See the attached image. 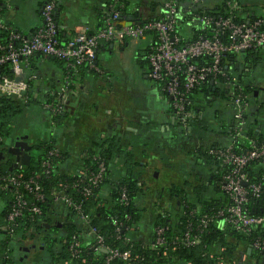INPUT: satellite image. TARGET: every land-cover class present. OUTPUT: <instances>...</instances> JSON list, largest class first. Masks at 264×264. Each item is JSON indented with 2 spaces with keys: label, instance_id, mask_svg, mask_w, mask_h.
<instances>
[{
  "label": "built area",
  "instance_id": "built-area-1",
  "mask_svg": "<svg viewBox=\"0 0 264 264\" xmlns=\"http://www.w3.org/2000/svg\"><path fill=\"white\" fill-rule=\"evenodd\" d=\"M116 2L117 0H113L105 8L96 29L91 31L89 26L82 25L73 36L65 40H61L58 36L60 27L55 18L58 8L57 0H41L39 11L42 23L29 32L7 24L0 13V33L3 31L6 33L3 39L0 37V96L19 102L22 109L11 136L8 139L0 136L2 153H4V147L7 152L10 148L13 150L16 138L22 136L18 131L25 124L29 112V105L25 103L30 104L31 85L40 79L35 71H29L32 66L31 58L34 55L60 60L66 69L63 82L68 84L71 80L70 73L80 66L95 72L100 71L97 65V48L100 44L147 39L145 49L148 75L159 90L169 97L179 128L180 126L189 128L188 120L195 113L186 108L189 103L187 94L206 80L216 84L217 77L229 78L227 55L238 56L247 50L264 48V18H242L237 0H223L222 11L201 14L195 12L197 8L206 6L205 0H162V7L158 11L159 16L150 19L145 17L138 19L133 14L122 17L116 9ZM119 6L121 7L122 4ZM182 26L186 27V33L182 31ZM192 28L200 29L201 32L194 35ZM197 59L200 61L197 62ZM235 80L233 76V82ZM65 91L64 85L58 86L57 89L49 91V98L44 97L40 100V104L50 117L65 114L63 99ZM249 105V99L241 96L232 99L231 136L232 138L245 137L248 140V147L240 149L232 143H225L208 149V152L221 164L229 166V170L223 175L221 181V189L229 199L228 204L214 213L203 214L198 226L195 228L188 226L182 236L174 238V243L186 247L198 244L204 228L215 218L222 228L228 226L243 235L249 234L257 225L264 224V213L252 214L247 207L250 196H258L261 189L259 184L245 185L247 182L245 167L252 160L264 159V141L258 144L245 133L248 121L244 113L249 109ZM19 141L32 145L27 139L19 138ZM22 147L19 150L24 151L25 146L22 145ZM57 151V148H54L47 152L48 159L41 162L43 173L51 172L49 158L56 155ZM4 157L5 154H3ZM16 157L20 158L21 155H14L15 159L12 163L15 162L17 165L12 166L11 163L10 171L0 173V188L8 191L11 197L10 211L6 215L7 224L2 227L8 233L13 231L16 219L23 215L24 210L30 211L32 216L42 214V209L36 202L45 199L39 182L41 173L25 177L22 171L26 164L21 163ZM105 171L106 166L102 161H98L95 171L86 173L78 170L79 177L72 183V187L86 197L91 194L93 187L101 182ZM31 195L32 200L29 199ZM120 199L127 203L125 189H122ZM63 203L72 205L77 212L81 213V205L73 204L71 199L60 190L54 199L56 207L54 216L58 215L61 210L60 204ZM80 218L86 220L87 216L81 213ZM53 223L52 220L51 224ZM42 224L48 226L49 222L42 221ZM166 229L167 227L162 226L154 227L155 244L165 246ZM88 232L94 236L96 230L91 228ZM95 239L96 248L106 253V262L115 257L123 259L129 257L128 250L110 248L103 242L102 236L96 234ZM76 246L77 242H74L69 247L73 254L77 251ZM250 246L256 250H264V238L254 237ZM242 261H246L245 256H242ZM218 264H223V260H220Z\"/></svg>",
  "mask_w": 264,
  "mask_h": 264
},
{
  "label": "crops",
  "instance_id": "crops-1",
  "mask_svg": "<svg viewBox=\"0 0 264 264\" xmlns=\"http://www.w3.org/2000/svg\"><path fill=\"white\" fill-rule=\"evenodd\" d=\"M25 1L20 0V4ZM39 1L35 0L28 21H14L20 5L11 0H0V13L7 24L29 32L42 23ZM109 1L63 0L57 11V22L66 38L73 36L82 25L89 26L91 31L96 29L99 17ZM221 2L205 0V5L218 8ZM238 2L241 15L261 12L264 15V0ZM133 10L131 6L129 12ZM147 42V39H142L100 44L97 48L100 71L82 69L68 84L63 82L61 67L51 58H35L33 69L40 79L33 85L39 86V91H34V101L30 103L26 122L18 133L27 136V141L33 147L43 142L56 147L62 156L58 166L60 173L76 172L87 156V150H97L106 140H112L123 153L129 154V161L120 157L112 163L111 178L117 179L126 168H131L138 185L134 200L141 209L138 230L133 236L150 243L159 214L169 215L170 220L180 215L182 207L177 193L171 192L172 187L183 189L190 201H196L197 196L201 199L218 198V194L208 185L213 168L207 162L203 163L202 150L226 141L228 128L233 122V109L226 99L214 98L208 105L199 107L195 125L181 131L175 121L169 97L150 79L147 64L144 68V63L139 59L138 54L145 49ZM125 52L134 53L137 65L124 57ZM258 55L256 65L250 70L255 79L256 93L253 92L250 97L247 121L261 132L264 131V48L259 50ZM256 69H259V74H254L253 70ZM61 85L66 87L63 94L65 114L54 122L40 100L49 95L47 89ZM198 128H201L200 131ZM203 130L206 132L200 134ZM40 152V149H33L30 154L38 157ZM3 154L6 158L0 159L4 163L14 161L15 158ZM3 207L0 199V215ZM48 216L58 226L66 220L63 214ZM74 223L85 230L81 218H75ZM82 235L87 239L92 237L88 231H82ZM39 238L28 235L24 240L13 241H16L15 247L20 246L19 250L28 257L29 253L22 247L30 246L31 250L32 245H35V249H40ZM25 258L26 255L17 261L13 257L17 264H22ZM251 261L256 264L254 259ZM58 264L70 262L61 261ZM258 264H264V261Z\"/></svg>",
  "mask_w": 264,
  "mask_h": 264
},
{
  "label": "trees",
  "instance_id": "trees-1",
  "mask_svg": "<svg viewBox=\"0 0 264 264\" xmlns=\"http://www.w3.org/2000/svg\"><path fill=\"white\" fill-rule=\"evenodd\" d=\"M62 1L57 0L58 7ZM111 2L113 0L107 2L105 8ZM221 3L222 5L218 8L201 6L197 8L195 13L222 11L223 0ZM40 4L41 0L38 5ZM119 4H122V6L120 7ZM131 6L134 7V10L129 12ZM161 7L162 0H117L116 2V9H118L122 17L133 14L138 19L144 17L148 19L157 18ZM143 12L147 15L143 16ZM102 15L103 12L99 17V22ZM241 16L242 18H264L262 12L258 14L248 13ZM57 17L58 12L55 14L56 20L58 19ZM192 32L194 35H198L201 30L192 28ZM5 36L6 33L4 31L0 33L1 39ZM58 36L61 40L67 39L61 29L58 31ZM259 50H247L238 56L227 55L229 78L217 77L218 83L216 84H213L211 80H206L187 94L189 103L186 105V108L195 113L188 120L189 128L195 125L199 107L205 104L208 105L214 98L221 97L226 99L231 107L232 99L236 96H241L242 98L249 99V102L251 101L250 97L253 95L256 86L254 83L255 79L252 77L250 70L256 63L255 60L259 56ZM138 55L139 59L148 66L146 49L141 50ZM37 57L38 55H34L31 58L32 66L29 71H34L33 61ZM51 59L61 67L64 75L66 69L63 67V63L55 58ZM199 61L197 59V62ZM82 69L93 71L85 66H80L77 70L70 73V79H74ZM229 71H231V74H229ZM233 76L236 78L234 82ZM226 85H230V87H226ZM31 88L29 94L30 103L34 101L33 94L34 91H39V86L37 87L32 84ZM52 89L55 90L57 88L56 86H52V88L46 90V93L47 91L49 93ZM25 105L30 104L25 103ZM21 110L19 102L0 96V136L6 139L11 136L12 130L18 122ZM247 111L244 113L246 118H248ZM63 116L62 114L52 116V121L56 122ZM232 127L233 124L228 128L226 141L215 145L232 143L236 148L246 149L248 147V140L245 137L232 138ZM245 133L246 136L254 139L258 144L264 141V131L259 132L255 130L250 123L247 124ZM54 148L56 147L49 142L37 144L35 147L31 145L30 152L33 149H40L41 152L38 157L31 155L29 163L26 164L22 172L25 177L41 173L39 182L45 199L36 203L41 207L42 214H33L32 216L30 211L24 210L23 215L16 219V225L13 227L11 233L2 228L7 224L6 215L10 211L11 197L8 191L0 188V199L4 206L0 215V264H16L13 259L10 243L15 239L18 241L24 240L28 235L40 237V245L51 252L53 263L57 264L60 261H68L70 264H218L220 260H223V264H253L249 261H242V256H245L248 260L254 259L256 264L264 261V250H256L250 246V242L254 237L259 236L264 238V224L257 225L249 234L243 235L228 226L222 228L215 218L213 222L208 223L204 228L198 244L186 247L173 242L176 236L183 235L188 226L191 228L198 226L203 214L214 213L229 202L226 193L221 189L223 175L229 170V166L221 164L207 149L202 150V156L205 160L209 161L208 163L213 168L212 177L208 185L218 194V198L208 197L201 199L200 196H197L198 199L196 201H190L183 189L172 187L171 192L177 193L182 209L180 215L174 220H170V216L166 214L164 216L163 214L158 215L155 226L167 227L164 233L165 246H160L153 241L155 237L154 231L150 243L142 239H135L133 236L134 232L138 230L137 225L141 216V209L136 205L134 200L138 192V185L136 179L132 176L131 168H126L117 179L111 178L112 163L120 157L123 160L129 161V154L123 153L115 146L112 140L104 141L98 146L97 150L92 148L87 150V156L84 157L78 170L86 173L95 171L98 161H102L106 166V171L103 174L101 182L93 187L91 194L85 197L72 187V183L79 177L78 170L71 174L60 173L58 171V166L62 159L59 151H57L56 155H52L49 158L52 166L51 172L48 174L43 173L41 162L48 159L47 152ZM11 163V161L4 163L0 159V173L10 171L9 167ZM245 171L247 173L245 185L251 183L259 184L261 189L258 196H250L247 207L252 214L264 213V159L250 161L246 165ZM122 189L126 191L128 197L127 203L122 202L120 199ZM60 190L71 199L73 204L79 203L81 205V213L87 216V219L83 220L85 230L77 227L74 223V219L80 218L81 213L77 212L72 205L66 203L60 204L61 210L58 213V215L63 214L66 217L65 222L61 226L56 225V223L51 224L52 220L48 215L54 214L56 210L54 199ZM29 199L32 200V195ZM42 221L49 222V225H43ZM91 228L96 230L95 235L102 236L103 242L110 248L116 247L121 251L128 250L129 257L126 259L115 257L106 262V253L96 248L95 235H91L92 237L88 239L82 235V231H89ZM74 242H77L75 254L69 248ZM248 249H250L249 252Z\"/></svg>",
  "mask_w": 264,
  "mask_h": 264
},
{
  "label": "rangeland",
  "instance_id": "rangeland-1",
  "mask_svg": "<svg viewBox=\"0 0 264 264\" xmlns=\"http://www.w3.org/2000/svg\"><path fill=\"white\" fill-rule=\"evenodd\" d=\"M11 2L12 3H14V4H19L20 5V8H19V10L16 12V14H15V17H14V21H16V23H18V22H20V21H28L29 19V17H30V15L33 13V6H34V2H35V0H26L24 3H21L20 4V0H11ZM182 31L184 32V33H186V27L185 26H182ZM130 42V41H129ZM131 44V43H130ZM124 57H126V58H128L127 60H131V61H134V64L135 65H137L136 64V57H134V53L132 52V54L130 53V52H125L124 53ZM101 59V58H100ZM143 67L145 68L146 67V65L145 64H143ZM253 72H254V74H259V69H256V70H253ZM91 76H93V75H91ZM138 79V78H137ZM136 80V79H135ZM257 85V84H256ZM224 86V85H223ZM226 87H228V85H226ZM223 102V101H222ZM224 103V102H223ZM181 127V126H180ZM201 128H203V127H201ZM201 128H198V131H200V129ZM190 128H187V127H181V131H186V130H189ZM204 132H206L205 130H203V131H201L200 132V134H203ZM184 134H189V133H184ZM3 152L4 153H6V155L8 156V157H11V158H14V155H12V154H10V153H8L7 152V150H6V148L4 147L3 148ZM204 162H209V161H207V160H205V159H203V163ZM208 165H210L209 163H208ZM37 240H35V242H36ZM40 242V241H39ZM40 244V243H39ZM38 244V245H39ZM15 245H16V241H11V243H10V247H11V249H12V255H13V257L14 258H16V260L18 261L19 260V257L21 258L22 256H24L25 257V255H26V258L24 259V261L23 260H21V261H23L22 262V264H27V263H31V264H40L39 262L41 261L42 263H46V264H57V263H53V260H52V255H51V252H49L48 251V249L47 248H40V249H35V248H33V249H31L28 253H29V255H28V257H27V254L25 253L24 254V252H21L20 250H19V248H20V246H17V247H15ZM41 247V246H40ZM23 248V247H22ZM23 257V258H24ZM23 258H21V259H23ZM246 261H249V262H253V261H251V260H248V259H246ZM61 262V261H60ZM59 262V263H60Z\"/></svg>",
  "mask_w": 264,
  "mask_h": 264
},
{
  "label": "water",
  "instance_id": "water-1",
  "mask_svg": "<svg viewBox=\"0 0 264 264\" xmlns=\"http://www.w3.org/2000/svg\"><path fill=\"white\" fill-rule=\"evenodd\" d=\"M59 10V7L57 8V11ZM129 19H132V17H129ZM110 46H112V44H110ZM256 92H254V94H255ZM19 138H20V140L21 139H27V136H21V137H18V138H16V141H15V143H14V146H15V148L12 150L11 148L9 149V153H11V154H16L17 156L18 155H21V157L19 158V157H16L21 163H23V164H28L29 163V161H30V159H31V154H30V148H31V146H29V145H27V143L25 142V141H19ZM22 145L23 146H25L24 148L25 149H23L24 151H21V150H19V148H23L22 147ZM3 157V153L0 151V158H2ZM17 164L14 162V163H12V166H16ZM9 169L11 170L12 169V167L10 166L9 167ZM32 248H35V245H32ZM40 248H42V246L40 247ZM23 250L25 251V252H29V250H30V248L29 247H27V246H24L23 247ZM250 251V249H248V252Z\"/></svg>",
  "mask_w": 264,
  "mask_h": 264
},
{
  "label": "flooded vegetation",
  "instance_id": "flooded-vegetation-1",
  "mask_svg": "<svg viewBox=\"0 0 264 264\" xmlns=\"http://www.w3.org/2000/svg\"><path fill=\"white\" fill-rule=\"evenodd\" d=\"M28 247H30V246H28ZM23 249V248H22ZM22 258V257H21ZM20 257H19V260L21 259ZM15 263L17 264V261L15 260Z\"/></svg>",
  "mask_w": 264,
  "mask_h": 264
}]
</instances>
